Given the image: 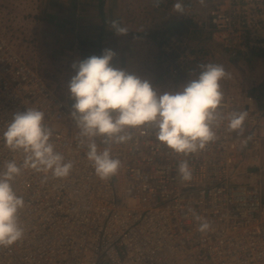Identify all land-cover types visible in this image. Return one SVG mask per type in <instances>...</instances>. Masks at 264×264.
<instances>
[{"label": "built area", "instance_id": "2783aa9c", "mask_svg": "<svg viewBox=\"0 0 264 264\" xmlns=\"http://www.w3.org/2000/svg\"><path fill=\"white\" fill-rule=\"evenodd\" d=\"M206 12L204 22L193 23L210 30L224 49L264 53V0H210ZM176 37L161 46L165 60L179 54L166 66L173 79L198 59ZM253 103L252 97L224 96L218 114L246 111L242 129L217 121L215 139L196 153H176L156 139L151 125L129 129L130 141L110 146L121 168L101 179L79 143L72 106L0 36V172L13 158L23 164L25 154L11 152L3 132L15 113L32 107L44 112L55 151L73 164L66 178L24 169L15 179L13 188L25 201L19 211L24 236L0 246V264H264V111ZM103 140L96 138L100 150L108 146ZM182 161L191 168L190 181L181 179ZM195 216L211 230L198 231Z\"/></svg>", "mask_w": 264, "mask_h": 264}, {"label": "clouds", "instance_id": "9594fccd", "mask_svg": "<svg viewBox=\"0 0 264 264\" xmlns=\"http://www.w3.org/2000/svg\"><path fill=\"white\" fill-rule=\"evenodd\" d=\"M174 9L184 11L179 2ZM111 28L117 35L128 33L118 21H112ZM115 56L113 50L105 49L99 56L75 62V75L68 84L75 101L71 117L80 129L79 143L86 147L87 159L99 178L106 180L118 173L122 163L112 155L110 146L130 141L129 129L153 126L156 139L178 154L196 153L214 140L217 121L227 120L229 130L242 129L246 111H233L226 116L217 112L224 99L221 82L231 77L222 64H200L198 77L189 79L178 90L158 93L149 80L115 67ZM44 121L43 111L27 108L15 113L3 132L5 146L13 153L22 151L25 158L22 165L14 158L7 161L0 172V246H10L24 236L19 211L25 201L13 188L22 171L51 172L56 178H66L73 168L55 151L51 142L53 130ZM97 137H103L102 142L108 145L103 150L96 143ZM178 170L182 180L192 179L187 161H182ZM195 219L199 222L198 231L211 230L206 219Z\"/></svg>", "mask_w": 264, "mask_h": 264}, {"label": "rangeland", "instance_id": "374dc122", "mask_svg": "<svg viewBox=\"0 0 264 264\" xmlns=\"http://www.w3.org/2000/svg\"><path fill=\"white\" fill-rule=\"evenodd\" d=\"M61 1L65 2L63 6L58 0H0V36L9 40L40 78L70 106L75 102L68 88L75 75L73 64L111 49L116 53L112 61L115 67L149 80L158 93L178 90L189 79L198 77L200 64H222L231 74L229 79L221 82L224 96L235 94L243 100L252 97L253 107L264 111V55L256 59L254 54H234L230 51L233 49H224L219 39L215 44L208 39L210 30L193 23V18L206 20L210 0H105V27H102L99 0L83 1L94 12L90 18L92 23L88 26L82 23V28L78 26L77 31L76 26H72L70 32L65 33L57 26V18L52 14L59 10L58 5L65 8L66 2L71 0ZM178 2L183 5V13L174 9ZM111 12H115V17L108 22ZM123 19H128V33L117 35L111 22L118 21L122 26ZM171 25L173 31L168 28ZM182 25L187 27L186 33L181 31ZM171 36L185 41L198 55V59L188 63L176 79L168 75L166 66L168 62L174 63L179 54L174 53L171 60H165V54L161 53L162 44ZM84 37L86 43L82 47L77 41ZM261 153L259 180L264 201V142Z\"/></svg>", "mask_w": 264, "mask_h": 264}, {"label": "crops", "instance_id": "0c3cea01", "mask_svg": "<svg viewBox=\"0 0 264 264\" xmlns=\"http://www.w3.org/2000/svg\"><path fill=\"white\" fill-rule=\"evenodd\" d=\"M83 1H88V0H79L78 5L76 4V0L67 1L66 4H65V6H64L65 8H61V6L58 5L59 10L56 13L55 12H52V14L54 15V17L57 18V26H60L62 28V29L60 28L62 30V32H64V33L65 32H70L69 29H72L71 28L72 26H73V28H75V26H76V31H77L78 26H79L80 29L82 28L81 27V24L82 23H86L84 26H88L90 24V22L92 23V21H91L90 18H91V15L94 12H92V9L90 8V6H88L87 3L84 4ZM59 2L62 4V6L65 3L64 1H61V0H58V3ZM77 7L80 9V11H78ZM85 9H87V11L86 12L85 11L83 12L82 10H85ZM95 9H96V7H95ZM106 13H109V12H106ZM114 13L115 12H111V15L108 16V18L111 17V19H109L108 22L111 21L115 17V14ZM88 14L90 15V17L88 16ZM128 19H123L122 20V22H121L122 27H125L126 28V24H128ZM192 26H193V23H192ZM168 28L170 30H172V25L170 27H168ZM211 35H212L211 41L215 44L216 41L213 38V34H211ZM85 38L86 37H84V38H82L80 40L77 39L78 40L77 41L78 44L81 45L82 47L84 46L82 44L86 43V39ZM72 46H73V44H72ZM254 55H255V58L256 59L258 57H261L259 54H254ZM196 56H198V55L196 54Z\"/></svg>", "mask_w": 264, "mask_h": 264}, {"label": "trees", "instance_id": "16d2710c", "mask_svg": "<svg viewBox=\"0 0 264 264\" xmlns=\"http://www.w3.org/2000/svg\"><path fill=\"white\" fill-rule=\"evenodd\" d=\"M104 4H105V0H99V6H98V8H99V13H100V15H101V18H102V21H103V25H102V27H105L106 26V17L104 16L105 15V10H104ZM188 23H190L191 24V21H188ZM180 28H181V31L182 30H184L185 31V33L187 32V27H185L184 25H182V26H180ZM203 33V32H202ZM207 34H208V39H212V35H211V33L210 32H207Z\"/></svg>", "mask_w": 264, "mask_h": 264}]
</instances>
